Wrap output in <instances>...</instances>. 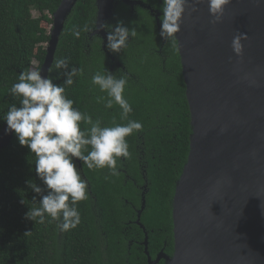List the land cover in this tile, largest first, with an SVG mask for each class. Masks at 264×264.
Returning a JSON list of instances; mask_svg holds the SVG:
<instances>
[{"label": "trees", "instance_id": "1", "mask_svg": "<svg viewBox=\"0 0 264 264\" xmlns=\"http://www.w3.org/2000/svg\"><path fill=\"white\" fill-rule=\"evenodd\" d=\"M62 1L0 0V115L11 104L20 106L19 98L10 93L18 75L34 68L35 61L39 62V70L44 64L51 40L49 26L53 25V16ZM33 11L39 16L34 17ZM97 12L96 0L79 1L66 23L56 57H71L70 65L84 69L88 33L82 31L77 39L71 32L86 23L93 28ZM50 77L57 84L65 79L62 71L56 70L50 72ZM91 77L83 72L67 88L74 107L91 114L93 119H101L107 126L114 118L117 123H126L120 119L118 105L106 109L97 100L106 93L96 91ZM162 84L157 82L152 85L151 95L132 102L135 107L129 119L142 123L143 139L137 141V132L127 138L130 157L118 161L119 176L106 180L108 169L90 170L81 162V176L88 182V199L78 204L81 224L73 230H58L56 221L36 224L25 219L29 206H38L40 200L26 181L44 185L35 173V155L21 146L14 135L10 147L0 152V264H147L145 248L139 244L144 243L145 233L136 224L135 211L142 208V191L138 186L145 181L148 193L142 223L149 235L150 256L155 257L162 250L173 256L172 204L176 183L190 153L191 112L185 94L182 98L181 93L165 95ZM180 87L186 88L181 80L175 89ZM5 123L0 119V132ZM138 145L146 154V179L137 158ZM124 169L126 173L121 172Z\"/></svg>", "mask_w": 264, "mask_h": 264}, {"label": "water", "instance_id": "2", "mask_svg": "<svg viewBox=\"0 0 264 264\" xmlns=\"http://www.w3.org/2000/svg\"><path fill=\"white\" fill-rule=\"evenodd\" d=\"M80 0H63L53 16L51 40L40 71L56 57L66 23ZM117 0H96L97 19L107 23ZM126 1L127 0H123ZM193 3V0H189ZM188 9L178 45L191 112L190 153L173 199L175 251L149 264H264V0H232L223 22H210L207 0ZM246 33L243 57L231 47ZM103 34V30L94 34ZM0 132V152L15 133ZM82 170L81 161H75ZM83 177L85 178L84 174Z\"/></svg>", "mask_w": 264, "mask_h": 264}, {"label": "clouds", "instance_id": "3", "mask_svg": "<svg viewBox=\"0 0 264 264\" xmlns=\"http://www.w3.org/2000/svg\"><path fill=\"white\" fill-rule=\"evenodd\" d=\"M205 0H163V13L160 17L159 36L166 43L177 44L178 33L188 9L197 12V4ZM232 0H207L212 25L223 22L225 9ZM94 29L86 23L76 26L71 35L79 39L81 32L89 33L104 30L107 32V50L120 54L129 47L130 38H135V28L129 29L124 21L115 25L94 22ZM249 40L246 33L238 32L232 40V49L237 57H243L244 42ZM71 57H54L49 72L62 71L65 78L62 84L54 83L44 77L37 68H29L18 75V82L10 89L11 95L18 97L20 106L11 104L0 115L6 124V134H16L19 144L27 147L35 155V173L42 181L41 187L35 180L26 184L31 191L39 195L38 206L30 207L25 219L36 224L56 221L58 230L67 232L81 224L78 204L88 199V182L83 179L75 161L79 160L90 170L108 169V180L119 176L118 161L121 157H130L128 137L142 129V123L129 119L133 109L125 96L128 78L107 71H97L91 77V84L106 93L97 97L106 109L118 105L120 119L126 123H117L115 118L107 126L99 118L82 112L74 107V101L68 98L66 90L83 74L82 67L70 65ZM83 125V126H82ZM35 203V197L33 198ZM22 204L25 200L21 201ZM50 218V219H49ZM27 233L26 235L30 234Z\"/></svg>", "mask_w": 264, "mask_h": 264}, {"label": "flooded vegetation", "instance_id": "4", "mask_svg": "<svg viewBox=\"0 0 264 264\" xmlns=\"http://www.w3.org/2000/svg\"><path fill=\"white\" fill-rule=\"evenodd\" d=\"M162 5L163 0H127V2L117 0L114 3L113 15L107 24L115 25L122 20L129 29L135 28L137 31L136 37L130 38L129 47L122 50L120 54H113L107 50V32L104 30L103 34L99 33L97 35L94 34L96 31L89 32L84 44V73H89L92 76L97 71H103L106 68L107 71L119 76L121 73L118 72L122 71L128 78L125 96L132 107H135V105H132L133 101H140L145 96L151 95L152 85L157 84V82L164 83L162 87L165 95L177 96L181 93V98L184 94L186 95V88L175 89L177 81L181 80L185 84L178 41L173 46L171 43H166L159 36L160 17L163 14L160 10ZM152 97H149V99ZM142 130L137 132L138 142L143 139ZM137 158L143 178L146 179L145 165H143L146 162L144 160L146 154L140 150L139 145L137 146ZM124 162H126L125 159ZM126 171V169L121 170L125 173ZM138 187L142 191L141 196L143 198V195L148 193L147 181L144 185ZM135 211L136 213L139 212L138 209ZM132 244L133 242H131ZM139 244L142 245L143 242ZM162 251L164 252V250ZM159 254L155 257L151 256L152 260L156 261ZM164 254L172 257L171 254L165 252ZM147 264H149L148 257ZM158 264H166V261L161 260Z\"/></svg>", "mask_w": 264, "mask_h": 264}, {"label": "rangeland", "instance_id": "5", "mask_svg": "<svg viewBox=\"0 0 264 264\" xmlns=\"http://www.w3.org/2000/svg\"><path fill=\"white\" fill-rule=\"evenodd\" d=\"M32 15L34 17H38L39 16V13L37 11H33ZM53 24H54V21H53ZM52 30H53V25L52 26H49V31L52 32ZM38 67H39V62L35 61L34 62V68H37L38 69Z\"/></svg>", "mask_w": 264, "mask_h": 264}]
</instances>
